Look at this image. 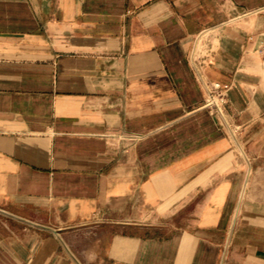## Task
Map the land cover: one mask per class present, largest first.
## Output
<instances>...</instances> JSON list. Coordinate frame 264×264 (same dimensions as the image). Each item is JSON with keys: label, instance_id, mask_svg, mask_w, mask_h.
Returning a JSON list of instances; mask_svg holds the SVG:
<instances>
[{"label": "crops", "instance_id": "obj_1", "mask_svg": "<svg viewBox=\"0 0 264 264\" xmlns=\"http://www.w3.org/2000/svg\"><path fill=\"white\" fill-rule=\"evenodd\" d=\"M0 264H264V0H0Z\"/></svg>", "mask_w": 264, "mask_h": 264}, {"label": "built area", "instance_id": "obj_2", "mask_svg": "<svg viewBox=\"0 0 264 264\" xmlns=\"http://www.w3.org/2000/svg\"><path fill=\"white\" fill-rule=\"evenodd\" d=\"M203 86L207 93L204 106L212 114L223 117L225 108L224 106L227 103L228 93L231 86L217 81H205L203 82Z\"/></svg>", "mask_w": 264, "mask_h": 264}]
</instances>
